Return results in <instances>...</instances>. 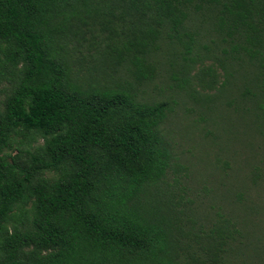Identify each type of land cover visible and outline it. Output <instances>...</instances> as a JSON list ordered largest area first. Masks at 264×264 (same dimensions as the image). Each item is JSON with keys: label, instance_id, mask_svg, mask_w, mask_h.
I'll list each match as a JSON object with an SVG mask.
<instances>
[{"label": "trees", "instance_id": "trees-1", "mask_svg": "<svg viewBox=\"0 0 264 264\" xmlns=\"http://www.w3.org/2000/svg\"><path fill=\"white\" fill-rule=\"evenodd\" d=\"M0 264H264V0H0Z\"/></svg>", "mask_w": 264, "mask_h": 264}, {"label": "rangeland", "instance_id": "rangeland-1", "mask_svg": "<svg viewBox=\"0 0 264 264\" xmlns=\"http://www.w3.org/2000/svg\"><path fill=\"white\" fill-rule=\"evenodd\" d=\"M148 93L153 97H158V91L155 88H150ZM177 117L178 118L171 120L167 125L171 133L170 138L171 141H174L176 144L177 151L183 153L187 163L192 167V176L194 178L193 188L195 191L199 192L206 186H210L213 181L200 175L202 171L201 167L204 166V164L198 161L199 158H204L203 155L200 154L203 150V148L200 147L201 135L192 132L188 128L186 123L190 120V117H188V120H183L182 113L179 111L177 112Z\"/></svg>", "mask_w": 264, "mask_h": 264}]
</instances>
